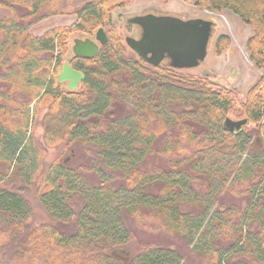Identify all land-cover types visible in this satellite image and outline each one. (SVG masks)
<instances>
[{"label":"trees","instance_id":"obj_1","mask_svg":"<svg viewBox=\"0 0 264 264\" xmlns=\"http://www.w3.org/2000/svg\"><path fill=\"white\" fill-rule=\"evenodd\" d=\"M63 1L0 3L9 11L0 18V73L8 84L0 92V264H264V0H183L230 10L251 28L245 47L261 74L243 93L168 62L150 65L131 50L125 56L111 29L93 57L70 60L83 74L78 89L62 87L56 75L71 52L70 37L111 26L115 9L130 0H80L71 26L26 32L31 20L62 14ZM228 43L219 36L218 50ZM16 91L36 99V111L46 110L43 148L26 135L25 102L12 96ZM226 118L248 121L232 133L223 128ZM252 136L259 153L216 177L223 158ZM77 143L93 158L76 159ZM59 144L62 155L42 173L47 149ZM38 177L35 194L56 226H31L29 202L10 189ZM230 178L236 200L224 202L221 188ZM148 213L185 247L136 239L130 249L128 220Z\"/></svg>","mask_w":264,"mask_h":264},{"label":"rangeland","instance_id":"obj_2","mask_svg":"<svg viewBox=\"0 0 264 264\" xmlns=\"http://www.w3.org/2000/svg\"><path fill=\"white\" fill-rule=\"evenodd\" d=\"M5 0H0V3H4ZM80 0H64L61 4L63 13L44 16L38 21L29 22L24 28L28 34L33 36H40L46 30L56 26H71L75 20L76 15L72 13L79 5ZM75 7V8H74ZM24 10V8L22 9ZM142 13H155L160 15H175L180 18H193L201 17L213 22L212 34L210 36L208 45H207V54L203 62L198 66L186 69L187 72H190L195 75L207 74L212 79L219 81L221 83H230L229 85L237 89L241 93L245 92L247 88L252 85L259 75L261 74L260 70L256 68L253 62L249 59L248 52L245 47L246 39L251 35V28L244 24L232 11L230 10H221V11H208L205 9L197 8L191 2H186L183 0H130V2L122 7L115 9L114 15L112 16V25L104 27V31L107 29L113 30L121 38V43L125 47L124 55H129V48L126 47L124 42L125 36H137V29L131 28L125 24V19L136 14ZM21 14V13H20ZM9 11L6 8L0 7V18H8ZM33 19V18H30ZM24 19L19 17L17 18L18 24L22 27L24 25ZM10 25V24H8ZM12 28V27H11ZM226 35L229 39V43L218 50L217 41L219 36ZM91 37L93 36L90 35ZM90 36H85L83 34H73L70 37V40L73 38H85ZM2 40V37H0ZM72 44V41H70ZM223 43V42H222ZM221 43V44H222ZM72 56L70 50L65 55L66 59H69ZM53 67L51 68V70ZM183 70V71H186ZM1 71V70H0ZM46 82V81H45ZM44 82V84H45ZM43 84V85H44ZM5 82V77L3 72L0 73V92H3L8 86ZM40 86H42L40 84ZM64 87L63 85H61ZM6 87V88H5ZM44 87V86H43ZM18 102H25L24 112L27 114L28 118V132L26 135H32L35 142L36 148L40 149L43 143V129L41 126V118L43 113L46 111L43 107H39L37 111L35 110L34 103L37 104V100L33 101L27 100L28 95L25 92L24 94L16 91L13 95ZM262 96L264 99V89L262 91ZM263 120L260 121L259 126H262ZM255 136H252L247 142V145L243 150H235L230 156L223 158V161L220 163L221 167L215 171L216 177H218L221 172V175L228 172L232 165L240 166L247 159L248 155L255 154L259 152L253 148ZM63 144H59L54 148L47 149L45 156L40 162L41 172L43 173L45 169L51 164V162L57 158L59 153L62 155ZM77 153L74 154L76 159H86L87 157L93 158L91 154L85 149L86 146L77 143ZM43 148V147H42ZM87 148V147H86ZM86 150V151H85ZM85 151V152H84ZM191 150L187 149L186 153L189 154ZM79 154V155H78ZM155 158V157H152ZM150 156L149 159L150 160ZM156 160V159H155ZM206 165H211V161H207ZM214 169L215 167L212 166ZM0 171H4V165L0 163ZM220 175V176H221ZM40 177L36 178L32 185L21 186L20 184H11L10 189L19 190L20 194L29 202L31 207V217L30 224L31 226H38L41 224H52L56 226L57 221L51 219L48 214L44 211L40 205L38 198L35 194V185L39 182ZM232 179L235 180V176L232 173ZM231 178L228 179L222 185V201L228 202L236 200L231 192L227 190V184L230 182ZM238 181H233L234 187L238 188ZM97 183V178H94V182ZM190 211L199 212L198 207L190 208ZM130 229L133 232V239L130 242L129 248H136L135 240L141 242L151 241L150 243L158 244H175L179 248H183L184 241L181 239V236L167 232L160 224L159 218L154 216L152 213L142 219L138 220H128ZM62 226V229L71 230L73 228L72 224H59ZM193 259L198 260L195 255L192 256ZM1 262V258H0Z\"/></svg>","mask_w":264,"mask_h":264},{"label":"water","instance_id":"obj_3","mask_svg":"<svg viewBox=\"0 0 264 264\" xmlns=\"http://www.w3.org/2000/svg\"><path fill=\"white\" fill-rule=\"evenodd\" d=\"M128 22L139 27L140 35L137 39L125 37V44L150 65H159L167 58L168 63L176 69H191L206 57L213 25L210 20L147 13L133 16ZM107 40L103 28H98L94 40L89 37L73 38L70 49L74 56L90 58L98 52L99 45H104ZM82 78V73L71 69L67 62L63 63L57 75L59 82L68 81L69 89H74ZM247 121L226 118L223 128L233 133L240 130Z\"/></svg>","mask_w":264,"mask_h":264},{"label":"flooded vegetation","instance_id":"obj_4","mask_svg":"<svg viewBox=\"0 0 264 264\" xmlns=\"http://www.w3.org/2000/svg\"><path fill=\"white\" fill-rule=\"evenodd\" d=\"M144 14H147V13L136 14V15H133V16L144 15ZM151 14H154V15H160V14H155V13H151ZM133 16H131V17H127V18L125 19V24H126V26L129 27V29H131V28H136V29H137V36H136V37H132V36H131L132 38L137 39V38L139 37V35H140V29H139V27L136 26V25H134V24H131V23L128 22V20H129L130 18H132ZM172 16H175V15H172ZM184 19H187V18H184ZM212 23H213V22H212ZM212 28H213V25H212ZM105 34H106V32H105ZM106 36H107V34H106ZM125 37H127V36H125ZM125 37H124V39H125ZM129 37H130V36H129ZM90 38L94 40V34H93L92 37L90 36ZM107 39H108V36H107ZM124 42H125V41H124ZM100 47H101V46L99 45V49H100ZM99 49H98V51H99ZM129 50H130V49H129ZM73 57H78V56H74V55L72 54V56H71L69 59H67L66 61H64V62H67L71 69H73V70H75V71H78V72L82 73L81 70L77 69L74 65H71L70 60H74ZM78 58H83V57H78ZM64 62H63V63H64ZM166 62H168V59H167V58L163 59V60L161 61L160 64H162V63H166ZM63 63L61 64V67H62ZM61 67H60V69H61ZM60 69H59V71L57 72V75H58V73L60 72ZM57 75H56V79H57ZM82 75H83V74H82ZM57 81H58V80H57ZM67 82H68V81H62V82H59V81H58V83H60L61 85H63L64 88H67L68 90H75V89H78L81 80L78 81V83L76 84V86H75L74 89H69V88L67 87Z\"/></svg>","mask_w":264,"mask_h":264}]
</instances>
